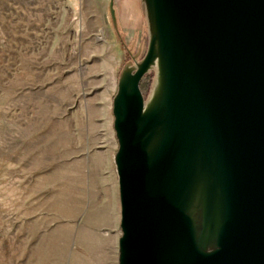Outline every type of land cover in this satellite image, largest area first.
I'll return each instance as SVG.
<instances>
[{"label":"water","instance_id":"1","mask_svg":"<svg viewBox=\"0 0 264 264\" xmlns=\"http://www.w3.org/2000/svg\"><path fill=\"white\" fill-rule=\"evenodd\" d=\"M139 2L146 51L112 99L118 264H264V0Z\"/></svg>","mask_w":264,"mask_h":264},{"label":"rangeland","instance_id":"2","mask_svg":"<svg viewBox=\"0 0 264 264\" xmlns=\"http://www.w3.org/2000/svg\"><path fill=\"white\" fill-rule=\"evenodd\" d=\"M139 1L114 0L118 37L109 0H0V264H118L112 99L146 51Z\"/></svg>","mask_w":264,"mask_h":264},{"label":"bare ground","instance_id":"3","mask_svg":"<svg viewBox=\"0 0 264 264\" xmlns=\"http://www.w3.org/2000/svg\"><path fill=\"white\" fill-rule=\"evenodd\" d=\"M103 212H104V211H103ZM95 216H96V215H95ZM101 216H102V215H101ZM101 216H100V217H101ZM103 219H104V218H103ZM104 220H105V219H104Z\"/></svg>","mask_w":264,"mask_h":264}]
</instances>
